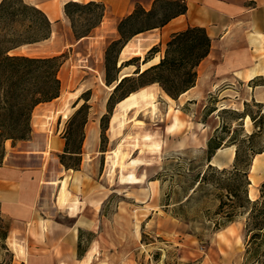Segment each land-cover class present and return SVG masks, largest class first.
Masks as SVG:
<instances>
[{"label":"rangeland","instance_id":"rangeland-1","mask_svg":"<svg viewBox=\"0 0 264 264\" xmlns=\"http://www.w3.org/2000/svg\"><path fill=\"white\" fill-rule=\"evenodd\" d=\"M167 2H157L156 14L147 24L156 25L164 19V13H170ZM71 9L68 31L59 23L51 28L48 39L13 51L37 57L61 56L59 95L36 108L34 118L36 125L47 129L49 122L54 124L61 116L63 122H58L71 151L79 150L84 140L82 168L81 156L57 154L63 166L80 168L77 188L76 183L72 188L64 185L66 204L74 206L73 212L79 200L83 206L90 204L84 211V221L90 229H84L79 236L82 255L79 258L77 250L72 257L66 252L63 261L78 264L83 257L82 264H242L248 239L246 215L224 227H215L219 218L214 214L217 187L215 175L207 169L208 165L231 168L237 146L246 154L251 150L264 152V104L251 99L246 102L244 98L251 93L252 85L264 83V76L249 83H230L225 79L231 76V68L221 66L218 72H223L224 77L218 79L219 84L211 92L190 101L185 95L176 99L168 95L170 100L157 83L145 84L149 75L140 78L134 73L136 66L140 69L143 59L150 56L152 47L157 50L152 54L155 62L164 55L166 42L156 41L160 29L156 27L128 40L131 45L141 44V56L127 58L128 47L118 55L116 68L111 57L109 76L119 69L117 77L124 73L129 79L109 102L116 82H106L105 52L112 41L119 39V33L102 37L95 34L102 21V8ZM138 22L139 19L128 22L124 30L128 32ZM145 42L151 44L148 50ZM222 55L223 65L249 60L247 52L241 50L234 57L231 51L223 50ZM129 59L132 64L118 67L120 61ZM230 89L233 92L223 97ZM130 90L134 92L115 103ZM103 116H107L106 129L101 135ZM209 139L221 142L210 159L206 151ZM1 152L2 147L0 159ZM245 156L243 153L240 162ZM252 162L247 194L249 197L252 190L254 196L249 198L254 200L259 197L264 179L257 170L259 162L254 166ZM205 172L207 178L199 190L198 183ZM180 205L183 207L178 208ZM56 218L69 223L64 216ZM0 230H7L8 235L9 220L1 215ZM7 235L0 239V264H14L6 245ZM88 249L90 254H86Z\"/></svg>","mask_w":264,"mask_h":264},{"label":"crops","instance_id":"crops-1","mask_svg":"<svg viewBox=\"0 0 264 264\" xmlns=\"http://www.w3.org/2000/svg\"><path fill=\"white\" fill-rule=\"evenodd\" d=\"M24 1L43 11L51 22V28L62 23L67 31L68 19L63 12L65 3L70 1L100 3L104 7V13L95 34L102 37L117 32L118 22L130 15L137 6L150 10L156 0ZM182 1L186 5L185 12L172 17L162 25L158 30L156 41L167 42L173 33L187 27L204 28L211 40L208 54L196 67L195 84L181 94L182 96H187L186 99L190 101L215 89L219 84L218 79L224 77L223 72H218L221 66L231 68L229 69L231 76L225 79L230 83L235 81L249 83L257 77L264 76V0ZM52 32L53 29L51 34ZM140 46L139 43L131 45L127 42L121 49L119 57L124 49L128 51V47L130 51L127 53V58L141 56L143 48ZM150 46L149 42H145L146 50ZM223 50L231 51L233 57L239 50L246 51L249 60L247 63L228 62L223 65L221 63ZM154 59L143 64L141 69L156 63L152 61ZM144 65L147 66L143 68ZM225 73L226 76L228 73ZM125 75L128 74L121 73L118 78ZM230 91L233 92L230 89L222 94L223 97H227ZM244 98L246 102L251 99L256 103L264 104V83L252 85L251 93H246ZM50 102L39 103L33 109L30 121L31 133L28 139L15 143L7 139L3 143L4 152L0 159V215L9 220L6 245L13 254L14 264H70L63 261L66 257L65 253L69 252L72 257L77 250L79 231L90 229L84 221L85 208L90 204L86 203L83 206V201L79 200L77 211L73 212L74 206L71 203L66 204L67 195L63 193L64 185L67 186L66 188H72L76 183L74 188H77L80 168L65 167L58 159V155L64 153L66 145V138L61 132L60 122H63L61 116H57L56 123L49 122L47 129L36 125L34 111L40 105ZM64 117L67 118V115L64 114ZM59 120L61 121L58 122ZM82 155H84V140L77 155L81 156V168L84 164ZM257 156L259 160L257 170L264 179V152ZM68 201L72 202L71 199ZM58 216H64L69 223L57 219ZM90 253L88 249L86 254ZM82 258L79 259L78 264H82Z\"/></svg>","mask_w":264,"mask_h":264},{"label":"trees","instance_id":"trees-1","mask_svg":"<svg viewBox=\"0 0 264 264\" xmlns=\"http://www.w3.org/2000/svg\"><path fill=\"white\" fill-rule=\"evenodd\" d=\"M159 1L156 0L150 10H144L137 6L130 15L119 21L117 31L120 37L112 41L105 52L107 84L116 82L119 72V69H117V74L113 77L109 76L110 59L112 57L114 68H116L118 55L131 36L148 29L161 27L172 17L184 13L186 10L184 1L169 0L167 3L168 12L170 13H164L163 20L150 26L146 21L156 14L154 6ZM92 6L102 8L100 13V17H102L104 7L94 1L87 3L67 2L64 4L63 12L72 21V7L90 8ZM163 11L166 12V9ZM136 19H139L137 26L126 32L124 30L126 24ZM50 34L51 22L45 13L36 6L25 3L23 0L0 1V147L2 148L4 141L7 139L12 140L13 143L17 140L28 139L31 133L30 121L33 109L39 103L51 101L59 95L58 70L62 64L60 55L37 57L13 52L22 46L42 42L48 39ZM210 43L211 40L204 28L187 27L170 36V39L166 42L164 55L158 60V63L151 64L144 70L141 67L139 69L137 65L134 73L140 78L149 75L150 78L145 84L157 83L167 96L176 99L195 84L197 78L196 67L208 54ZM155 52H157L155 47L149 49L148 54L150 56L143 59L141 66L153 59L152 54ZM131 60L121 63V66L132 64ZM128 77H122L115 85L109 102L124 82L129 79ZM128 92H124V95L119 97L115 103L122 101L134 91L131 92L130 90ZM108 112H111V106ZM105 118L107 116L101 118V135L104 134L106 129ZM234 143L233 141L230 142V144ZM68 145L66 138L63 154L77 156L80 153V148L77 151H71ZM220 147L221 142L209 139L206 149L208 159ZM260 152L262 151L255 153L251 150L249 154H246L241 147L237 146L235 160L231 168L218 169L215 166L208 165L207 169V172H212L215 175L214 182L217 187L218 204L214 214L218 215L219 218L216 220L215 227H224L239 216L246 215L245 229L248 239L242 264H264V183L261 184L257 199L252 200L247 194L248 185H250L249 168L253 156ZM243 153L246 156L242 163L240 160ZM60 162L62 163V159ZM206 178L207 173L205 172L199 180L198 185H201L199 190L202 189ZM182 207L183 205H180L178 208ZM6 235L7 230H0V239L4 240ZM79 236L77 255L80 258L82 254L80 252Z\"/></svg>","mask_w":264,"mask_h":264},{"label":"bare ground","instance_id":"bare-ground-1","mask_svg":"<svg viewBox=\"0 0 264 264\" xmlns=\"http://www.w3.org/2000/svg\"><path fill=\"white\" fill-rule=\"evenodd\" d=\"M154 58H155V57H154ZM152 61L155 62V61H156V58H155L154 60H152ZM150 63H151V62H150ZM148 64H149V63H148ZM145 66H147V65H144L143 68H144ZM164 95H165L168 99L171 100V98H169V96H167L165 93H164ZM257 96H258V95H257ZM166 101H167V100H166ZM246 119H249V117L246 116ZM231 148L233 149V147H231ZM257 157H258V156H255V157H254L253 162H252V166L258 164L259 160H258ZM252 166H251V167H252ZM253 193H254V192H253L252 190L249 191V197H250V198H253V196H254Z\"/></svg>","mask_w":264,"mask_h":264},{"label":"water","instance_id":"water-1","mask_svg":"<svg viewBox=\"0 0 264 264\" xmlns=\"http://www.w3.org/2000/svg\"><path fill=\"white\" fill-rule=\"evenodd\" d=\"M122 62H123V60H122V61H120V62L118 63V67H120V66H121V63H122ZM125 76H127V75H125ZM122 77H124V76H122ZM122 77H121V78H122ZM121 78H118V79H117V81H116L115 85H116V84H117V83L120 81V79H121ZM115 85H114V87H115ZM114 87H113V88H114Z\"/></svg>","mask_w":264,"mask_h":264}]
</instances>
